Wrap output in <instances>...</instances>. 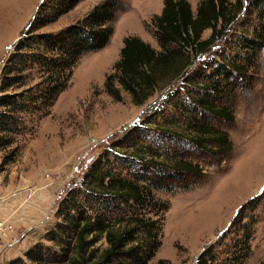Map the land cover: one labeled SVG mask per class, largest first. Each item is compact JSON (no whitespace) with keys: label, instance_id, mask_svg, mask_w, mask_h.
Returning <instances> with one entry per match:
<instances>
[{"label":"trees","instance_id":"obj_1","mask_svg":"<svg viewBox=\"0 0 264 264\" xmlns=\"http://www.w3.org/2000/svg\"><path fill=\"white\" fill-rule=\"evenodd\" d=\"M81 1L44 0L3 63L0 154H8L2 156L1 166L14 160L18 138L32 135L38 121L50 114L78 60L104 49L113 35L118 0H104L57 33L43 31ZM247 2L249 6L242 0H200L193 12L187 0H162L161 13L150 19L160 51L138 37L123 39L119 59L105 78V92L121 102L123 91L133 105L142 106L163 88L162 107L153 114L179 99L188 138L165 127L132 125L60 201L58 221L43 237L53 245L37 242L25 250V261L10 264H171L164 259L151 262L170 208L157 194L190 191L204 177L200 165L185 155L186 146L212 156L231 151L228 134L208 118L233 122L229 95L237 83L242 87L247 82L245 77L257 68L264 51V0ZM252 8L257 24L249 35L232 39V27L241 17L251 19ZM205 31L210 33L203 39ZM229 43L237 52L221 59L223 45ZM244 218H235L228 229L227 234H236L231 245L224 251H216L217 245L206 247L196 264H247L256 220L250 217L242 223ZM100 237L107 246L98 253ZM259 264H264V256Z\"/></svg>","mask_w":264,"mask_h":264},{"label":"rangeland","instance_id":"obj_2","mask_svg":"<svg viewBox=\"0 0 264 264\" xmlns=\"http://www.w3.org/2000/svg\"><path fill=\"white\" fill-rule=\"evenodd\" d=\"M43 1L0 0V71L12 45ZM103 1L82 0L43 31L57 33ZM118 1L113 35L108 45L78 60L67 89L60 94L50 114L38 121L32 135L18 138L19 150L14 160L0 165V183L7 188V199H16L21 194V206L35 209L34 214L38 217L37 223L23 231V242L16 246L15 256L3 264H10L15 259L25 261V250L37 242L53 245L43 237L58 221L55 213L60 201L68 190L75 188L110 143L121 138L132 125L165 127L188 138L179 115L183 105L179 99L170 101L162 113L153 114L162 107L159 100L164 98L163 88L142 106L133 105L130 96L123 91H120L121 102H115L105 92V78L119 59L125 37H138L160 51L150 32V19L161 13L162 0ZM187 1L195 12L200 0ZM242 1L249 6L246 0ZM255 12L250 9L251 19L241 17L235 23L229 33L232 39L241 33L249 35L257 24ZM209 33L205 31L203 39ZM223 46L225 53L222 57L219 55L221 59L237 52L231 43ZM255 64L257 68L249 72L248 79L245 77V86L240 87L237 83L229 95L233 122L208 118L213 127L228 134L231 151L221 157L186 146L185 155L200 165L204 177L196 180L197 184L190 191L157 194L162 200L169 201L170 208L164 216L161 245L152 263L164 259L171 264H196L198 256L208 246L217 245L216 251H224L225 246L236 239L234 231L227 234L231 223L242 216H245L242 223L250 221V217L256 220L252 255L247 264H259L263 258L264 51ZM196 67L192 65L191 69L196 70ZM197 80L201 81L200 78ZM6 154L8 152L0 154V164ZM34 192V198H31ZM256 200L259 201L257 206L253 204ZM106 246L104 238H98L95 244L98 253Z\"/></svg>","mask_w":264,"mask_h":264},{"label":"crops","instance_id":"obj_3","mask_svg":"<svg viewBox=\"0 0 264 264\" xmlns=\"http://www.w3.org/2000/svg\"><path fill=\"white\" fill-rule=\"evenodd\" d=\"M34 194L35 192L31 194V198H34ZM20 195V199H7V188L0 183V223L7 229L3 235L0 232V264L15 256L16 246L23 242V231L37 223L35 209H29L28 205L21 206L23 196ZM10 227L11 229H8Z\"/></svg>","mask_w":264,"mask_h":264},{"label":"built area","instance_id":"obj_4","mask_svg":"<svg viewBox=\"0 0 264 264\" xmlns=\"http://www.w3.org/2000/svg\"><path fill=\"white\" fill-rule=\"evenodd\" d=\"M8 229H11V227L8 228ZM6 230H7V229H5V228L3 227V224L0 223V232H1L2 235L4 234V232H5Z\"/></svg>","mask_w":264,"mask_h":264}]
</instances>
